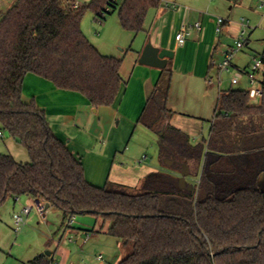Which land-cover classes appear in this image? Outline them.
Returning a JSON list of instances; mask_svg holds the SVG:
<instances>
[{
    "label": "trees",
    "instance_id": "trees-1",
    "mask_svg": "<svg viewBox=\"0 0 264 264\" xmlns=\"http://www.w3.org/2000/svg\"><path fill=\"white\" fill-rule=\"evenodd\" d=\"M17 0L0 12V125L28 152L29 161L0 153V208L26 195L43 199L65 218L91 213L111 223L108 234L131 252L118 264H264V55L262 96L222 90L209 138L193 144L169 123L173 73L163 69L139 123L159 132L163 155L202 170L190 190L177 178L151 175L142 190L97 186L82 160L54 133L35 101L23 100L28 74L86 97L95 108L119 103L126 84L123 58L104 55L82 30L91 8L104 21L118 9L126 30L145 29L161 0ZM111 7V9H107ZM175 157V158H176ZM190 186V185H188ZM113 224V225H112ZM27 264H52L41 254Z\"/></svg>",
    "mask_w": 264,
    "mask_h": 264
},
{
    "label": "crops",
    "instance_id": "crops-1",
    "mask_svg": "<svg viewBox=\"0 0 264 264\" xmlns=\"http://www.w3.org/2000/svg\"><path fill=\"white\" fill-rule=\"evenodd\" d=\"M16 1L0 0V12L8 11ZM70 1L74 4L77 3L74 0ZM161 1L162 5L160 7L149 11L145 29L142 32L147 33L148 39H146V42H150L157 48L169 49L174 52L173 58L168 59V63L164 68L171 70L173 73L168 99V108L173 111V115L169 123L187 134L193 144H197L199 140L209 138L211 122L216 111L219 95L222 90H227L222 88L223 74L227 70L220 72L218 68L212 65V60L221 61L226 51L232 46L224 38V36L230 34V24L226 20L223 32L218 34L216 26L219 16L213 13L211 7L192 5L193 7L189 8L186 7L187 3H182V0H175L179 2L180 7L169 9L165 8L164 4H169L171 0ZM190 1L192 3H194L193 1L197 2V0ZM196 22H201V29H193L187 37V42L180 45L176 40V34L182 25ZM239 29L241 30V23ZM239 29L238 33H240ZM230 35L232 37L233 34ZM233 37L235 38V36ZM141 55L142 51L132 50L130 63L127 65L123 63L121 74L126 84L121 99L115 106L95 108L86 97L78 92L59 89L51 81L32 73L25 78L23 100L27 103L35 101L45 111L54 133L82 160L86 178L97 186H104L109 183L112 186L118 184L130 188H139L143 187L151 175L160 172L159 164H143L141 160H138L139 152L136 148L132 150L131 144L138 127H145L139 123V117L163 70L141 64L139 62ZM218 56L220 60L217 59ZM250 67L251 65L245 66L243 69ZM232 68H235L236 71L238 68L240 69L235 64ZM206 122L210 123L209 127L205 126ZM3 136H0V138ZM14 141L16 140L11 135L4 141L10 146L9 154L18 161L27 162L29 160L28 152L24 154V152L15 151ZM168 157L163 154L160 155L161 166H164L170 160ZM182 164L181 162L180 167H182ZM190 166L192 167L193 163L190 162ZM168 169L171 171L179 169L176 167L175 160L172 165L169 163ZM197 170L200 174L202 164L201 168L198 167ZM99 173L104 175V184H102L103 181L98 183ZM172 174L178 176L176 172L172 171ZM195 174L196 172L193 176L198 181L199 176ZM95 177L98 180H95ZM18 201L21 203L20 211H22L25 206L34 202V198L23 195L15 200L10 199L7 203L15 207ZM47 211L49 213L47 218H50L52 213L59 214L63 224L58 229L60 238L66 235L70 231L68 228L75 224L74 221L71 226H66V218L54 206H50ZM47 223L52 225L49 220H47ZM97 223L96 226L98 225L102 232L108 234L111 223L105 221L102 217ZM52 226L56 228L54 224ZM72 231L76 236H85L89 233L88 231L83 233L75 228ZM117 245L124 252L113 264H118L128 252L125 249L129 248L124 246L119 239H117ZM31 251L34 252L35 250L31 248L29 252ZM38 255H41V253L29 257L30 259L25 264ZM48 257L54 262L52 253Z\"/></svg>",
    "mask_w": 264,
    "mask_h": 264
},
{
    "label": "rangeland",
    "instance_id": "rangeland-1",
    "mask_svg": "<svg viewBox=\"0 0 264 264\" xmlns=\"http://www.w3.org/2000/svg\"><path fill=\"white\" fill-rule=\"evenodd\" d=\"M74 1L83 7L88 5L92 0ZM118 2L120 4L122 0H118ZM193 2L194 3L190 0H182V3H187L186 7L189 8L193 7L192 5L211 7L214 14L229 21L230 34L232 33L233 35L231 37L230 34H227L224 38L226 42L232 45L235 43V38L233 36L236 37L240 34L238 33V29L242 19L245 18L246 20H249L250 27L247 28V32L243 39L245 40V46L242 51L236 54L233 64L243 70L245 66L253 65L254 57L260 58L264 55V0H197V2ZM178 3L179 2H176L175 0H171L169 4H164V7L178 9L180 7ZM262 5L263 7H261ZM82 30L91 43H93L102 54L123 58L124 65L130 63V54L132 50L142 51L143 53L146 46L150 43L146 42V39H148V36L146 35L147 33L140 32L135 34L122 27L119 20L118 9L112 13L106 14L104 21L97 18L95 12L91 8L87 9L82 20ZM217 59L220 60L219 56ZM235 72V68L224 72L223 89L233 87L249 91L251 88L255 87L254 84H251L246 75L238 84L233 85L231 81ZM262 75L263 73L260 71L259 80H261ZM258 101L259 100L257 99H252L254 104L258 103ZM205 124L206 127L210 126L209 122H206ZM0 130L4 133V136L0 138V153L9 154L10 146L4 141L7 140L10 135L2 129L1 125ZM200 141L201 140L198 142ZM14 142L13 146L15 151L27 154L23 145L16 141ZM131 144L132 150L134 148L138 150V160H141L143 164H159V173L175 177L179 181L183 171L180 164L183 161H180L174 155H170L168 157L170 160L167 161L164 166H161L162 164L160 163L159 158L162 154V144L158 132L152 133L147 128L140 126L138 127ZM145 156H147V158H145ZM174 160L176 167L179 169L172 171L176 172V175L178 176L172 174V171L168 169L169 163L172 165ZM132 163L134 164L135 162ZM188 167L189 175L186 178L187 187L188 185L193 186L196 184L197 180L193 174L198 169L196 162L195 164L193 163L192 167ZM104 174L106 175V173ZM103 176V174H100V177H98L99 180L96 177L94 179L98 180V183L103 181L102 184H104L105 180H103ZM143 187L135 189L142 190ZM20 205V201L17 202L15 207L6 203L0 209V264H25L28 259L34 257L38 253L46 255L52 253V258L54 259L52 264H113L124 252V250L117 245L116 237L102 232V230L99 229V226H96V224H98L97 221H99L101 217L95 216L91 213L75 215V224L71 228H68L70 231H68L66 235L60 238L58 229L59 227H62L63 224L61 223L59 214L52 213L51 217L47 218L49 214L47 211L46 217L43 218L34 209L28 217L25 215L24 222L17 226L14 215L21 213ZM47 220H49L52 225L54 224L56 228L49 225ZM74 228L83 233L88 231V240L86 242L84 241L87 235L76 236L72 231ZM31 248L35 251L38 250L39 252H29ZM126 250H128L127 254H125L127 256L131 252V247L125 249V251ZM100 254L103 256L102 260H98Z\"/></svg>",
    "mask_w": 264,
    "mask_h": 264
},
{
    "label": "built area",
    "instance_id": "built-area-1",
    "mask_svg": "<svg viewBox=\"0 0 264 264\" xmlns=\"http://www.w3.org/2000/svg\"><path fill=\"white\" fill-rule=\"evenodd\" d=\"M117 1V0H113ZM75 8H78L80 5L75 3L73 5ZM263 7V5L261 6ZM107 9H111V7H107ZM226 19L223 17L217 18V26H216V32L218 34H221L223 32L224 26H225ZM249 26V20H246L245 18L241 21V30L240 34L235 37V43L226 51L224 58L221 61L212 60V65L218 68L220 72L228 71L230 70L234 64V58L238 52H240L244 46H245V40L244 36L247 32V28ZM193 29H201V22H196L194 24H184L180 28L179 32L176 34V40L180 45H184L187 42V37L191 34V31ZM262 71L263 73V62L261 57H255L253 61V65L248 69H239L235 72L234 77L232 78V84L236 85L239 83L240 78L243 76H247L248 80L251 82V84H254L255 87L251 88L249 90V95L252 99H258L262 96V86H261V80H259V73ZM0 136H3V132L0 130ZM47 203L43 199H37L34 198V202L31 205H27L23 208L21 213L15 214V223L16 225H20L24 222V216L29 215L33 209H35L39 215H41L43 218L46 217V212L48 208H46ZM75 221V215L70 216L66 218L65 225L71 226ZM89 238V234H87V237L84 239L86 242ZM103 257L102 255L98 256V259L101 260Z\"/></svg>",
    "mask_w": 264,
    "mask_h": 264
},
{
    "label": "water",
    "instance_id": "water-1",
    "mask_svg": "<svg viewBox=\"0 0 264 264\" xmlns=\"http://www.w3.org/2000/svg\"><path fill=\"white\" fill-rule=\"evenodd\" d=\"M173 56H174V52L172 50L160 49V48L153 46L151 43H149L144 49L139 59V62L143 65H148V66L164 69L168 63V59L173 58ZM158 133L161 136L164 133V128H162ZM182 169H183L182 176L178 182L181 188H186L187 187L186 178L189 175V167L187 164H182ZM259 183H260V186L264 190V174L260 176ZM188 188L191 190L192 186H188ZM49 207L50 205L47 204L46 208H49ZM50 254L51 253H48V255Z\"/></svg>",
    "mask_w": 264,
    "mask_h": 264
}]
</instances>
